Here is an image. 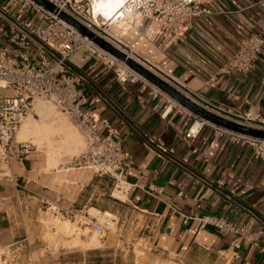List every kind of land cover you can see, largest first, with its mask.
<instances>
[{"label": "crops", "instance_id": "1", "mask_svg": "<svg viewBox=\"0 0 264 264\" xmlns=\"http://www.w3.org/2000/svg\"><path fill=\"white\" fill-rule=\"evenodd\" d=\"M258 1L196 0L211 13L181 34L147 19L123 20L113 32L146 65L218 110L264 116V44L250 73H219L237 40L264 37ZM7 41L0 24V43ZM84 56H72L84 75L83 109L107 118L118 133L130 155L124 161L128 190L116 198L113 179L93 169L62 184L56 172L38 173L30 156L12 162L11 177L0 174V245L6 252L21 264H264V161L211 126L187 137V111L173 108L163 116L168 100L150 86L122 82L103 62ZM47 203L76 214L109 211L118 227L94 247L57 250L37 222ZM220 219L246 227V234L222 230Z\"/></svg>", "mask_w": 264, "mask_h": 264}, {"label": "built area", "instance_id": "2", "mask_svg": "<svg viewBox=\"0 0 264 264\" xmlns=\"http://www.w3.org/2000/svg\"><path fill=\"white\" fill-rule=\"evenodd\" d=\"M46 1L53 5V9L35 0H0V24L8 33L7 47L0 45L1 177H11V163L23 161L29 156L32 146L27 141H18L17 132L23 122L35 114L36 101L43 100L71 118L86 135L87 149L72 158L70 164L77 168H92L100 175L111 177L112 194L116 198L122 199L127 192L124 161L130 155L124 151L118 133L107 118L83 109L87 99L79 85L84 75L72 60L77 52L103 62L122 82L140 81L150 86L155 96L160 94L161 100H168V108L163 116H167L173 108L187 111L192 119L186 130L187 137H196L203 127L211 126L217 135L250 147L255 158L264 161V138L218 125L192 112L61 16L65 14L72 18L127 57L162 76L141 60L128 40L113 32L115 23L118 20L147 19L164 25L167 31L181 34L192 28L194 19L210 14L208 8L199 6L196 0H126L118 13L106 18L95 8V3L100 0ZM257 4L264 7V0H259ZM263 44L264 37L259 33L240 38L235 53L227 58L219 73H250L256 67ZM172 85L208 111L240 125L264 131V116L252 110L242 113L220 111L216 105L196 96L191 89ZM48 209L55 217H67L77 221L79 226H89L100 240L118 227L116 216L106 211L97 217L88 212L76 214L69 208L50 206ZM216 225L241 236L247 232L246 227L231 226L222 219ZM9 255L0 245V264H18L9 261Z\"/></svg>", "mask_w": 264, "mask_h": 264}, {"label": "rangeland", "instance_id": "3", "mask_svg": "<svg viewBox=\"0 0 264 264\" xmlns=\"http://www.w3.org/2000/svg\"><path fill=\"white\" fill-rule=\"evenodd\" d=\"M1 46L7 47V44L0 43ZM40 100L35 104V114L29 116L23 123L26 124L30 121L35 122L42 131L39 135L40 143L34 144L33 137H30L27 142L32 146L29 156L35 162V167L38 173H51L56 172L59 174L58 182L71 184L75 181L79 173L85 170H92V168H77L70 164L72 158L87 149V138L82 129L66 114L62 113L51 103L42 102ZM43 105V106H42ZM22 127V126H21ZM21 130V128L19 129ZM19 135V132H18ZM32 138V139H31ZM42 139V140H41ZM17 140H19L17 138ZM69 140V141H68ZM20 141V140H19ZM33 142V143H32ZM53 151L56 158L54 165L49 164V152ZM94 170V169H93ZM60 178V179H59ZM51 204H45L44 208L40 211L38 223L43 227V239L48 244H54L58 250L61 246L71 248L76 245L82 247H94L99 245L100 241L92 229L87 226H79L77 221L69 220L67 217H55L48 209ZM109 213V211H106ZM101 212L95 208L90 210V214L100 217ZM111 213V212H110ZM69 223V229L61 228L59 225ZM46 250L41 252L40 256H45ZM141 254V252H139ZM8 260L12 263L21 261L9 255ZM10 262V263H11Z\"/></svg>", "mask_w": 264, "mask_h": 264}, {"label": "water", "instance_id": "4", "mask_svg": "<svg viewBox=\"0 0 264 264\" xmlns=\"http://www.w3.org/2000/svg\"><path fill=\"white\" fill-rule=\"evenodd\" d=\"M40 4H43L44 6L53 9V5L49 3L46 0H35ZM63 18L68 20L70 23H72L76 28H78L84 35H87L88 37L92 38L97 44H99L104 49L110 51L115 56H117L121 60H125L126 63L133 68L135 71L139 72L143 77L148 79L150 82L161 88L164 92L169 94L171 97L176 99L178 102H180L183 106L191 110L192 112L198 114L199 116L210 120L218 125L229 127L247 134H251L257 137L264 138V131L263 130H257L250 127H246L243 125H240L236 122H233L231 120L222 118L221 116H218L217 114H214L207 109L201 107L196 102L191 100L188 96L183 94L181 91H179L174 85H172L169 80L166 78H163L162 76L158 75L148 67L144 66L143 64L139 63L138 61L127 57L123 52L119 51L115 47H113L110 43L105 41L99 36H96L91 31L87 30L85 27L80 25L78 22L73 20L72 18L66 16L65 14L61 15Z\"/></svg>", "mask_w": 264, "mask_h": 264}, {"label": "bare ground", "instance_id": "5", "mask_svg": "<svg viewBox=\"0 0 264 264\" xmlns=\"http://www.w3.org/2000/svg\"><path fill=\"white\" fill-rule=\"evenodd\" d=\"M125 2H126V0H100V1H97L95 3V8H96V10L102 12V14L106 18H111L116 13H118L120 7L124 6ZM120 23H122V21L119 22V20H118L115 23L114 27L117 26ZM39 101L40 100H37L35 104H37V102H39ZM42 102H45V101H42ZM21 126H22V127H20L21 130H18L19 135H18V132H17V138L20 141H27L30 137H33V139L32 138L31 139L33 140L34 144L40 143L39 135L42 132L39 129L40 126L38 127L37 125H35V122L33 123V121H30V120H29L28 123H26L24 125L22 124ZM53 153H54L53 151L49 152V161L48 162H49L50 165H54L55 162H56V158L54 157L55 155H53ZM107 214H110V212L109 213L107 212ZM59 226L61 228H64V229H67V228L69 229V223H67V222H65V223H63V224H61Z\"/></svg>", "mask_w": 264, "mask_h": 264}]
</instances>
